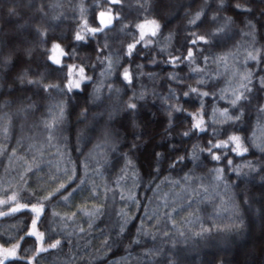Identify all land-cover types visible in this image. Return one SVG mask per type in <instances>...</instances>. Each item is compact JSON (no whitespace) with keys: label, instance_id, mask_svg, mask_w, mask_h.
<instances>
[{"label":"trees","instance_id":"obj_1","mask_svg":"<svg viewBox=\"0 0 264 264\" xmlns=\"http://www.w3.org/2000/svg\"><path fill=\"white\" fill-rule=\"evenodd\" d=\"M109 10L110 27L75 40ZM150 21L157 34L128 56ZM69 65L90 78L71 92ZM261 109L264 0H0V211L42 203L44 247L61 242L39 252L35 213L3 215L0 244L24 256L7 264H264ZM231 135L246 152L212 147Z\"/></svg>","mask_w":264,"mask_h":264},{"label":"snow or ice","instance_id":"obj_2","mask_svg":"<svg viewBox=\"0 0 264 264\" xmlns=\"http://www.w3.org/2000/svg\"><path fill=\"white\" fill-rule=\"evenodd\" d=\"M107 3L110 4H114V5H119L121 3V0H106ZM237 8L243 10V11H251L250 8H243L241 4H237L236 5ZM118 19V17H116ZM113 20V16L111 11H101L99 13V20H98V24L95 27H91L87 24V22L85 21V24L82 28L81 32H77L75 34V40L78 42H87L86 40V36L85 34H83L85 31L87 32V34L91 35L93 38L96 37V35L98 33H102L104 32V30L108 27H110L111 23ZM151 25H153V29L150 32L151 36H155L157 34V29H159V24L156 23V21H150L148 22ZM140 29V36L139 39L133 43V44H129L128 45V49H127V55L131 56L132 52L136 49L137 44L141 43L142 41H144V37L145 35H148V33H145L143 30L146 27L145 24H141L137 26ZM222 30V29H221ZM209 36H215L216 33H209ZM209 39L206 36H197L195 39H192L190 41L191 44L195 45L197 43H204L207 44L209 43ZM151 41H147L146 43H144L143 46L147 47L148 44H150ZM49 51L52 53V55H50L48 58L49 60H51V62L55 65H61L62 64V60L61 57L67 55V53L64 52V50L61 48L60 44H53L52 47L49 49ZM194 51L191 49L186 50V59L191 60L194 56ZM253 59H255L256 57H252ZM180 59V57H176L174 58L171 63L175 64L176 60ZM65 70L68 74L69 77H72L73 73H76L79 76V79H69L68 82L66 83L65 87L67 88V90L69 92H71L74 88L75 89H80L81 86V82L85 79H90L88 77H85L84 72L85 69L83 67H78V66H65ZM124 79L131 82V75L130 73L125 70L124 72ZM29 83H36L39 86V81H28ZM52 87H56L59 88V85H44V89L45 91H47L49 88ZM190 91L192 93H196L199 96H208L209 93L208 92H198V90L196 88H191ZM248 91H251V89H248ZM185 96L188 95L187 92L184 93ZM248 97L245 96L243 93H241L240 95H237L232 101L231 104L232 106L235 108L237 107L238 103L242 100H247ZM201 106H202V102H201ZM129 108L131 109H135L136 105L134 103L129 104L128 105ZM175 111L180 112L182 111L181 108L177 107L175 109ZM227 110H225L226 112ZM261 111H264V109H261ZM190 116H192L191 113H189ZM243 115V113L241 111H239L238 109V114H234V119L235 120H239L240 117ZM192 119L195 120V123L193 124V129L198 130V131H206L207 129L205 127H203L204 121L202 119H197L196 116H192ZM229 119H232V117H229ZM190 134V132L186 131L184 133H182V135L184 136H188ZM229 143L235 145V147H233L231 150L234 152H237V154H243V152H246L247 149L244 148L241 151V143H240V137L236 136V135H231L228 137L227 140H224L220 143H216L213 144L212 147L214 148H228L229 147ZM209 151H211L209 149ZM212 158L215 160H219L220 156L215 155L214 153H212ZM183 159V158H181ZM228 163H231V161H228ZM65 185L61 184L60 188H64ZM60 188L57 189V191H60ZM50 197H46V199H49ZM64 199H67V196L63 197ZM13 200L15 199V197L12 198ZM4 203H8V201H4ZM23 210H27L30 213H35V216L31 219V229L32 231H25V235L26 236H31V237H35V241H39L40 242V248L39 251L40 252H46L49 250V248L55 249L60 245V241L59 240H55V242H48V247H44V234L40 233L37 230V223L40 219V216L42 215L43 211H44V206L42 203L37 202L36 204H17V206L12 207L10 212H5V215H10V214H14L16 212L19 211H23ZM22 239V238H21ZM34 241V243H35ZM5 243H10L11 247H4L3 244H0V264H7L8 261L10 260H20V259H24L23 254H19L18 255V251L20 249V244L18 242H12V241H5ZM39 254V253H37ZM34 259V258H33ZM29 264H31V261L29 262Z\"/></svg>","mask_w":264,"mask_h":264},{"label":"rangeland","instance_id":"obj_3","mask_svg":"<svg viewBox=\"0 0 264 264\" xmlns=\"http://www.w3.org/2000/svg\"><path fill=\"white\" fill-rule=\"evenodd\" d=\"M113 20H114V17H113ZM113 20H112V23H113ZM112 23H111V25H112ZM110 25V26H111ZM146 25V27L144 28V32L145 33H148V35H150V32L152 31V29H153V25H151L150 23H147V24H145ZM85 34H87V32H85ZM89 35V34H88ZM146 36V35H145ZM51 55H52V53H51ZM246 56L247 55H244L243 57H242V60H239L238 61V63H240V64H242V63H244V60H245V58H246ZM61 59H62V57H61ZM243 65V64H242ZM240 67H241V65H240ZM239 71H240V68H239ZM239 74H240V72H239ZM241 77V76H240ZM242 78V77H241ZM70 79H79V76L76 74V73H73V75H72V77H70ZM84 81V80H83ZM82 81V82H83ZM81 82V83H82ZM232 98H234V97H232ZM2 204V202L0 201V205ZM5 212H10V210L9 211H0V217L1 216H3V215H5L4 213ZM30 231H32V229L30 230ZM11 247V246H10ZM39 248H40V242H39ZM40 252V251H39ZM254 254V253H253ZM252 253H250V255H248V262H249V264H254V261L252 260V259H250V258H253V257H255V254L253 255ZM31 263L33 264V261H31Z\"/></svg>","mask_w":264,"mask_h":264}]
</instances>
